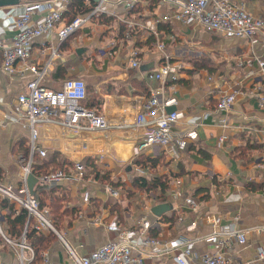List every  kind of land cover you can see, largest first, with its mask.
Returning a JSON list of instances; mask_svg holds the SVG:
<instances>
[{"label":"crops","instance_id":"obj_1","mask_svg":"<svg viewBox=\"0 0 264 264\" xmlns=\"http://www.w3.org/2000/svg\"><path fill=\"white\" fill-rule=\"evenodd\" d=\"M235 1L254 15L264 14V0ZM26 2L29 1L24 0L18 5L0 8V37L7 42H10L15 34L13 19ZM109 5L115 11L114 14L108 15L113 17V20L101 23L98 19L91 18L85 22L60 46L61 55L55 60L44 83L60 88L64 79L69 76L83 77L88 83L89 94L101 100L102 106L105 99H114L112 107L116 114H121L120 112L124 113L127 109L132 111L133 107L138 110L142 97L147 95L144 88L151 91L159 85L158 81L149 80L147 73L159 67L163 54L155 43L151 46L143 43L141 47H137L135 45L137 37L127 39L120 36L119 23L122 22L120 17L123 16L125 19L132 17L128 16L130 12L122 5L116 4V0H109ZM173 12L170 5L156 0L155 8L144 9L139 17L142 16L144 21L161 18L159 23L165 22L172 26L173 33L162 31L161 37L166 41L167 51L173 56V60L182 67L179 69L178 79L168 83L166 94L176 96L177 103L173 107L182 113L176 125V133L183 134L194 130L197 138L189 141V148L187 149V146L186 149L180 150L177 157H171L164 151L158 153L164 156L163 161L167 164H158L156 171L158 170L161 175L168 174L170 187L164 200L149 196L144 203L141 202L145 205L142 207L130 205L131 200L125 205L119 199L121 196L114 197L106 193L104 190L106 184L104 185L97 176V171L85 168V174L77 176L74 166H71L68 172L72 174L66 182L54 187L63 188L67 192L64 208L73 209V212L66 214L57 226L52 219L51 208L45 207L56 229V232H52L58 239L40 254L47 252L52 264L72 263L68 246L80 256H85L108 240L115 239L117 232L106 227L107 223L114 219H117L122 227H136L143 217L159 218V226L157 225L152 233L162 240L179 237L192 239L209 234L211 226L206 223L192 231L187 230V225L192 221H202L205 213L221 215L222 223H226L229 218L227 213L231 211L233 215L240 216L241 228L264 224V191H252L246 187L248 182H262L264 152L255 153L254 160L249 162H243L232 155L234 147L246 145L248 142L256 141L264 145V105L259 104L255 92L256 86L264 83V78L257 75V65L254 61H250L248 70L253 69L255 75L252 78L247 77L245 60H251L255 55L264 58L263 42L257 40L252 43L241 38L227 37L220 32L206 31L197 24L164 18L172 17ZM135 16H138V13ZM64 22L63 20L58 26H62ZM148 34L149 32L143 29L141 39L145 41ZM53 37L55 38V34ZM47 38L46 35L41 37ZM36 46L38 47L37 44ZM134 47L142 54L139 67L131 65L130 53ZM37 53L32 60L41 63L45 56H39ZM186 56L189 58L186 59ZM1 60L0 51V167L3 170L0 184L18 189L23 184V163L19 156H27L18 143L25 139L27 143L24 146L28 148L30 129L21 123L9 122L5 117L11 114L16 96L25 88L32 74L30 71H22L24 62H19L16 73L9 77L1 68ZM185 61L189 67H184ZM242 61L244 66L241 65ZM219 64L226 68H221ZM235 88H241L243 92L231 111L223 115L216 109L219 97ZM135 98L134 105L132 101H127ZM113 122L120 123L122 118L120 116L117 119L113 118ZM53 130L48 134L43 133L42 143L49 151H59L64 159L67 158L74 163L76 160L83 161L85 157H92L98 163L101 172H110L111 180L123 178L132 171L133 176L155 175L152 167L141 168L134 164L139 155L148 153L137 151L136 132L133 128H112L106 131L109 133L108 137L100 132L92 136L87 134L63 140L53 139L55 135ZM222 136L225 137L224 141L220 139ZM191 144L204 149L210 154L209 158H203L197 153V149L189 150ZM214 174L218 176L220 185L213 182ZM125 180L123 178L122 181L126 182ZM41 186L46 190L54 188L39 183L35 192ZM200 187L209 188L210 194L207 198H203L204 193L193 195ZM116 189H119L121 194L122 189ZM35 192L31 194L38 197ZM86 193L90 197L88 201L85 200ZM0 197L14 203L16 209L21 208L2 194ZM189 197H193L199 203L198 211H191L187 206L186 200ZM154 201L157 205L168 204L170 209L162 215L155 214L150 211ZM117 205L121 207L124 217L119 211L111 212L112 207ZM0 213L4 232L13 240L19 241L20 236H11L3 227L7 209L2 205ZM165 217L172 220H166ZM49 232L45 231L44 234ZM0 238V263L20 264V249L7 243L3 236ZM261 244H264V233H254L250 235L248 246L242 247L232 243L231 251L241 258H250ZM196 249L199 253H211L214 252L215 245L199 241ZM25 253L29 254L27 251ZM172 257L173 253L160 259L155 257L143 259L146 264H172Z\"/></svg>","mask_w":264,"mask_h":264},{"label":"built area","instance_id":"obj_2","mask_svg":"<svg viewBox=\"0 0 264 264\" xmlns=\"http://www.w3.org/2000/svg\"><path fill=\"white\" fill-rule=\"evenodd\" d=\"M71 0H39L29 1L23 4L22 10L14 17L15 34L10 42L0 37V51L2 55L1 68L12 77L17 71V64L24 62L22 71H30L31 79L25 88L18 93L14 101L11 114L6 119L12 123H21L30 129L29 156L20 155L23 169V184L18 189L11 185L0 184L1 194L16 202L20 207L26 208L29 218L34 220V228L38 231H55L47 210L41 209L38 197L31 194L27 177L33 173V159L35 154L45 157L49 149L43 145L44 132L53 130L54 138L63 140L68 137L96 135L104 133L112 128L125 127L136 132L137 151L156 155L161 151L171 157H177L180 150L186 149L189 141L197 138V133L186 131L183 134L176 133V125L182 117L178 110L169 112L167 109L177 103L175 95H167L168 83L178 79L179 69L182 65L173 60V56L167 51L166 41L161 37L156 20L138 21L132 18L120 17L128 30L126 38L134 37L135 29L143 28L155 36V45L162 52V63L157 69L147 73L149 80L158 81L159 85L151 89L150 94L142 97L138 110H125L117 113L113 109L114 99H105L100 110L90 108L85 104L88 100V83L83 77L69 76L64 79L60 88H54L44 83L53 64L60 54V46L66 43L81 26L98 15L114 14L109 5V0H95V8L87 14H79L71 23L58 26L64 20ZM90 2V0H86ZM141 0H116L117 5H122L130 12ZM170 5L174 12L172 17L184 23H193L203 27L209 32H220L227 37L241 38L252 43L257 40L264 45V14L254 15L241 3L235 0H160ZM163 17V16H162ZM55 34V38L53 35ZM47 39H41L43 36ZM38 45V47L36 46ZM38 52V53H37ZM45 56L41 63L32 60L36 56ZM131 65L139 67L141 64L140 51L134 47L131 49ZM244 60V59H243ZM246 60V76L252 78L255 75L253 69L248 70L250 61L257 65V75L264 78V58L255 55L251 60ZM244 66V61L241 62ZM241 88H235L231 92L223 93L218 100L216 109L223 115L228 114L233 108ZM256 96L260 105H264V83L256 86ZM134 105L136 98L127 100ZM113 116V117H112ZM122 118V122H113V118ZM226 120V118H225ZM51 133V132H50ZM221 141L225 137L222 136ZM76 175L85 174V166L82 160L74 163ZM69 172L58 170L50 173H42L37 179L48 186H61L70 177ZM106 193L119 197L120 190L105 185ZM85 200H90L89 194H85ZM191 211H198L199 203L193 197L186 200ZM229 218L222 223V216L215 213H205L202 221L195 220L187 225V230L197 229L202 223L210 224L211 232L207 235L195 238H174L162 240L152 233L159 226V218L150 219L143 217L139 226L122 227L118 220L107 223L110 231L117 232V237L103 243L89 255L80 256L68 246L71 264H146L143 257H155L156 259L173 253L172 264H264V244L257 247L255 254L250 258H241L231 251V244L236 243L242 247L249 245L250 235L264 233V224L254 227L241 228L240 216L229 211ZM27 228L23 231L19 241L13 240L7 235L1 226L0 236L5 241L20 249V264H33L35 252L27 242ZM64 241V239H63ZM205 241L215 245L214 252L199 253L196 249L198 242ZM27 251L29 254L25 253ZM41 264H52L47 252L41 254ZM2 264V263H0Z\"/></svg>","mask_w":264,"mask_h":264},{"label":"trees","instance_id":"obj_3","mask_svg":"<svg viewBox=\"0 0 264 264\" xmlns=\"http://www.w3.org/2000/svg\"><path fill=\"white\" fill-rule=\"evenodd\" d=\"M144 3H146L144 5ZM95 0H90V2H87L86 0H71L68 10L66 13H64V21L65 23H71L76 16L79 14H87L92 11L96 6ZM156 6V0H141L129 13V17H133L136 20L144 21L142 16L139 17L140 13L148 8L153 10ZM138 13V16H135V14ZM99 20L101 23H109L113 20V17H110L106 14L98 15L95 17ZM158 29L159 31H163L166 33H173L172 26L169 23L160 22L158 23ZM128 30L127 25L124 22L119 23V32L120 36L126 37V32ZM148 32V31H147ZM137 37L136 46L141 47L143 43L151 46L153 43H155V36L152 34H148V38L143 41L142 35H143V29L137 28L135 29L134 33H132ZM142 54H140L141 57ZM65 68V67H63ZM64 70V69H63ZM147 95L150 94V90L148 91V88H144ZM90 108H96L97 110H100L102 108V101L94 99L92 95L88 93V100L87 104ZM27 143L26 140L20 141L18 144L20 145V148L23 147L24 154H26L28 157L30 147H25L24 144ZM190 145H188L187 149ZM19 147V146H18ZM197 149V153L200 154L203 158L208 159L210 154H208L204 149L200 147H196L195 145L191 144V147L189 150ZM261 153L264 152V145L258 144L256 141L248 142L246 145L236 146L232 150V155L236 159H240L243 162H249L250 160H254V154L255 153ZM164 156L163 155H146L141 154L139 155L135 160L134 164L138 165L141 168H146L148 166L152 167L155 175L152 177H145L143 175H137L133 179V187L145 190L150 197L156 196L158 199H165L166 193L169 190L170 187V178L168 174H159L158 170L156 171V167L158 164L166 165L163 161ZM264 162V161H262ZM83 164L86 169H92L97 171V176L101 178L102 183H109L114 188H121L123 189L125 186V182L120 180L119 178L116 181H111L110 178V172H101L99 170V165L96 163V160L92 157H85L83 160ZM71 166H74V162L71 160H68L67 158L64 159L59 151L53 150L50 151L45 157H41L38 154H35L33 159V174L35 176H38L42 173H50L55 172L58 170H62L64 172H68L69 168ZM3 176V170L0 167V179ZM213 182L216 185H220V182H218V176L213 175ZM105 185V184H104ZM246 187L252 191H264V181L257 183V182H248L246 183ZM128 194L130 193L129 189L127 190ZM133 192V191H132ZM209 188L203 187L198 188L194 192V196H196L199 193H204L203 198H207L209 196ZM35 194L38 196V199L40 201V207L41 209H45L46 206H49L51 208V214L52 219H54L55 224L58 226L59 222H61L62 218L68 214L72 213L73 209L70 208H64L65 203L67 199V192L61 188L54 187L51 190L42 189L41 187H38L37 192ZM0 205L2 207H5L7 209V213L5 214V219L3 222V227L5 231H8L11 236L19 237L27 228V241L33 246L36 257L34 264H41V252L45 250L47 247H49L55 240L58 239V236L50 231L48 234H44L42 231H38L34 228V220L32 218H29L28 211L26 208L21 207L20 209H16L14 203H10L7 201V199L2 200L0 197ZM119 211L120 214L124 217V214L122 212V209L119 205L113 206L111 209L112 213H115ZM118 217V216H117ZM166 220H172L171 218L165 217ZM2 237V236H1ZM1 241V238H0Z\"/></svg>","mask_w":264,"mask_h":264},{"label":"rangeland","instance_id":"obj_4","mask_svg":"<svg viewBox=\"0 0 264 264\" xmlns=\"http://www.w3.org/2000/svg\"><path fill=\"white\" fill-rule=\"evenodd\" d=\"M25 1H39V0H25ZM196 44V43H195ZM195 50H199L198 48H195ZM184 51V50H183ZM182 52V51H181ZM186 52H188V51H186ZM180 55H182V53L180 54ZM220 56V55H219ZM186 59H188L189 58V56H186L185 57ZM218 59H221V58H218ZM186 62L187 61H185V63H184V67L186 66V67H189L190 65L189 64H186ZM220 66H221V68H226V67H223L221 64H219ZM218 65V66H219ZM217 68H220V67H217ZM230 68H231V65H230ZM227 69H228V67H227ZM92 95V97H94L93 96V94H90V96ZM94 99H97L96 97H94ZM101 101V100H100ZM50 152V151H49ZM132 173H134V171H132ZM132 173H127V174H125V177H123L124 179H126L125 181V186H124V188L122 189V192H121V197L119 198L122 202H124L125 203V205H127L126 204V202L127 201H132V203H130V205H133V206H138V207H142V205H144V204H141V202L142 203H144V201L147 199V198H149V194L145 191V190H142V189H138V188H134L133 187V179L135 178V176H133L132 175ZM123 178H119L120 180H123ZM150 178V177H149ZM117 179H114V181H116ZM111 181H113V180H111ZM261 181H264V176H263V178H262V180ZM104 184H106V185H111V184H109V183H104ZM112 186V185H111ZM113 187V186H112ZM129 189V191H130V193L128 194L127 192V190ZM133 191V192H132ZM122 205H124V204H122ZM157 204L155 203V201L153 202V204H152V207H154V206H156ZM145 206V205H144ZM150 211H152V208H150Z\"/></svg>","mask_w":264,"mask_h":264},{"label":"water","instance_id":"obj_5","mask_svg":"<svg viewBox=\"0 0 264 264\" xmlns=\"http://www.w3.org/2000/svg\"><path fill=\"white\" fill-rule=\"evenodd\" d=\"M22 1H24V0H0V8L18 5ZM167 110L169 112H173L175 110V108L172 106V107H169ZM39 183H41V182L37 179V177L33 173L28 175L27 185H28L30 192L34 193L35 189H36V185ZM169 209H170V206L168 204H159V205L154 206L152 208V211L155 214L162 215L163 213H165V211H167Z\"/></svg>","mask_w":264,"mask_h":264}]
</instances>
